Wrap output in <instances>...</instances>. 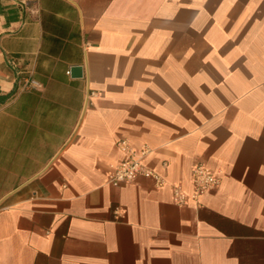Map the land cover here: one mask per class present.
<instances>
[{"label":"crops","instance_id":"1","mask_svg":"<svg viewBox=\"0 0 264 264\" xmlns=\"http://www.w3.org/2000/svg\"><path fill=\"white\" fill-rule=\"evenodd\" d=\"M0 264H264V0H0Z\"/></svg>","mask_w":264,"mask_h":264},{"label":"built area","instance_id":"2","mask_svg":"<svg viewBox=\"0 0 264 264\" xmlns=\"http://www.w3.org/2000/svg\"><path fill=\"white\" fill-rule=\"evenodd\" d=\"M27 87L39 86L36 80L27 82ZM118 149L122 152L123 157L117 163L111 165L110 171L107 173V182L113 186H121L132 183L140 176H149L155 179L158 187L168 184V180L148 167L145 163V157L148 153L147 147L136 148L129 139H121L117 142ZM220 177L218 173L211 170L202 163L196 164L192 169V185L191 193H188L182 183L171 185L173 198L178 205H185L189 200L199 204V198L204 193L218 186Z\"/></svg>","mask_w":264,"mask_h":264},{"label":"water","instance_id":"3","mask_svg":"<svg viewBox=\"0 0 264 264\" xmlns=\"http://www.w3.org/2000/svg\"><path fill=\"white\" fill-rule=\"evenodd\" d=\"M71 74L75 77H81L83 75V67L80 65H74L71 68Z\"/></svg>","mask_w":264,"mask_h":264}]
</instances>
